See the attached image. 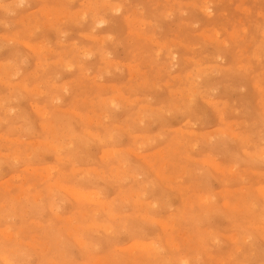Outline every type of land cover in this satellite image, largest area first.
Returning <instances> with one entry per match:
<instances>
[{"label":"rangeland","instance_id":"1","mask_svg":"<svg viewBox=\"0 0 264 264\" xmlns=\"http://www.w3.org/2000/svg\"><path fill=\"white\" fill-rule=\"evenodd\" d=\"M0 264H264V0H0Z\"/></svg>","mask_w":264,"mask_h":264},{"label":"bare ground","instance_id":"2","mask_svg":"<svg viewBox=\"0 0 264 264\" xmlns=\"http://www.w3.org/2000/svg\"><path fill=\"white\" fill-rule=\"evenodd\" d=\"M103 2V1H102ZM21 3V2H20ZM7 7V6H6ZM57 8V7H56ZM57 10V9H56ZM113 13V12H112ZM65 17H66V15H65ZM71 19V18H70ZM24 21V20H23ZM59 22V21H58ZM6 27V26H5ZM37 28V27H36ZM35 28V29H36ZM31 29V28H30ZM29 29V30H30ZM31 35V34H30ZM103 40H105V39H103ZM13 41V40H12ZM24 41V40H23ZM15 42V41H14ZM174 43V42H173ZM25 45V44H24ZM40 45V44H39ZM42 48V47H41ZM39 49V48H38ZM84 54V53H83ZM78 60V59H77ZM62 64V63H61ZM117 65V64H116ZM12 66V65H11ZM8 67V66H7ZM6 67V68H7ZM2 68V67H1ZM69 70V69H68ZM10 73V72H9ZM65 87V86H64ZM256 87V86H255ZM38 88V87H37ZM22 89V88H21ZM33 89V88H32ZM36 89V88H35ZM40 90V89H39ZM64 90V89H63ZM37 92V91H36ZM39 94H40V92H39ZM209 104V103H208ZM3 108V107H2ZM38 108V107H37ZM7 111V110H6ZM11 111V110H10ZM207 163V162H206ZM262 190V189H261ZM80 194V193H79ZM78 195V194H77ZM81 196V195H80ZM82 197V196H81ZM58 217V216H57ZM157 224V223H156ZM8 229V228H7ZM8 237V236H7ZM233 237H234V235H233ZM225 238V237H224ZM234 240V239H233ZM246 240V239H245ZM144 244V243H143ZM150 250V249H149Z\"/></svg>","mask_w":264,"mask_h":264}]
</instances>
